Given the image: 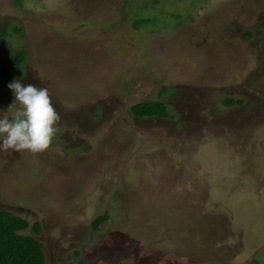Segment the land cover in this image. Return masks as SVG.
Instances as JSON below:
<instances>
[{
    "label": "rangeland",
    "instance_id": "374dc122",
    "mask_svg": "<svg viewBox=\"0 0 264 264\" xmlns=\"http://www.w3.org/2000/svg\"><path fill=\"white\" fill-rule=\"evenodd\" d=\"M14 80L59 115L0 151L44 264H264V0H0V117Z\"/></svg>",
    "mask_w": 264,
    "mask_h": 264
},
{
    "label": "clouds",
    "instance_id": "9594fccd",
    "mask_svg": "<svg viewBox=\"0 0 264 264\" xmlns=\"http://www.w3.org/2000/svg\"><path fill=\"white\" fill-rule=\"evenodd\" d=\"M8 88L15 96L12 105L19 107L11 120L7 116L0 117V151L39 153L47 150L59 121L49 90L31 83L21 84L19 80L9 83Z\"/></svg>",
    "mask_w": 264,
    "mask_h": 264
},
{
    "label": "trees",
    "instance_id": "16d2710c",
    "mask_svg": "<svg viewBox=\"0 0 264 264\" xmlns=\"http://www.w3.org/2000/svg\"><path fill=\"white\" fill-rule=\"evenodd\" d=\"M15 30V29H13ZM26 51L16 50L9 56V61L17 70H21ZM134 102L130 106L134 116L145 118L154 112L150 109L151 102ZM159 102V101H158ZM9 120L13 116L8 117ZM99 216L98 221L102 220ZM98 226L99 224L96 223ZM25 228H32L39 233L38 223L27 226V222L6 210H0V264H44L45 250L43 243L35 236L30 235Z\"/></svg>",
    "mask_w": 264,
    "mask_h": 264
},
{
    "label": "crops",
    "instance_id": "0c3cea01",
    "mask_svg": "<svg viewBox=\"0 0 264 264\" xmlns=\"http://www.w3.org/2000/svg\"><path fill=\"white\" fill-rule=\"evenodd\" d=\"M157 118V117H156Z\"/></svg>",
    "mask_w": 264,
    "mask_h": 264
}]
</instances>
